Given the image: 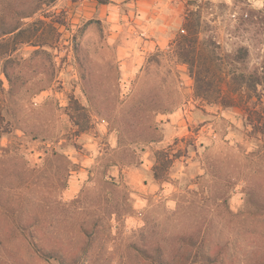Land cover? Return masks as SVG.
Here are the masks:
<instances>
[{"label":"rangeland","instance_id":"obj_1","mask_svg":"<svg viewBox=\"0 0 264 264\" xmlns=\"http://www.w3.org/2000/svg\"><path fill=\"white\" fill-rule=\"evenodd\" d=\"M35 4L0 38V264H62L30 230L66 264H264V115L198 98L170 52L191 26L215 86L262 73L264 0H174L170 41L142 58L119 49L136 1L113 20L82 0H0V13ZM164 150L176 158L158 178Z\"/></svg>","mask_w":264,"mask_h":264},{"label":"trees","instance_id":"obj_2","mask_svg":"<svg viewBox=\"0 0 264 264\" xmlns=\"http://www.w3.org/2000/svg\"><path fill=\"white\" fill-rule=\"evenodd\" d=\"M58 0H49V2H56ZM101 3H108V0H99ZM40 10V6L35 4L34 6L27 7L23 11L13 12L15 15L14 20H10L8 14L0 13V38H5L12 35H20L23 33L22 22L35 16ZM12 14V13H11ZM10 14V15H11ZM12 19V18H11ZM189 27V26H188ZM190 35H180L173 43L172 50L170 52L178 59L179 65H189L190 76L195 81V92L198 98L202 99L211 105H220L223 110L232 108L242 107L249 114L258 115V124L262 123L263 119L261 115H264V70L262 73L252 72L249 74L234 72L233 76L229 77L232 79V83L225 87V78L223 74L219 78L218 86L214 85L212 76L214 75L211 68L208 65V60L202 54L200 45L203 42L200 41L202 32L198 29L189 27ZM38 52H36L37 54ZM7 57V56H6ZM11 62V58H6V65L4 69V76L6 79L13 84V79L9 74L7 64ZM179 73V70H177ZM227 78V76H226ZM234 83H238V87L234 86ZM215 100H213V98ZM257 97V100L254 98ZM259 106V108H256ZM263 112V113H262ZM78 133H83L89 129V124H83L81 121H75ZM157 165H156V176L159 178V167L163 164L164 167H171L174 164L175 156L168 150L159 151L157 153ZM23 223V222H22ZM37 224V223H36ZM35 223L27 225L23 223L25 231L30 230ZM28 238L31 244L38 250V254L47 259H58L65 263V253L61 247L53 248L48 245L49 237L37 235L36 232L30 230L28 232ZM50 244V243H49ZM87 250L85 251V253ZM87 254V253H86Z\"/></svg>","mask_w":264,"mask_h":264},{"label":"crops","instance_id":"obj_3","mask_svg":"<svg viewBox=\"0 0 264 264\" xmlns=\"http://www.w3.org/2000/svg\"><path fill=\"white\" fill-rule=\"evenodd\" d=\"M131 1H136L138 7L144 12L138 22L139 29L134 32L131 30L134 35H131L128 40H124L123 46L119 49L120 54L125 58L131 56L142 58L143 55H147L146 51H153L158 46H163L170 41L169 34H172L177 26H174L175 21L173 20L174 0H108V3H101L99 0H82V3L92 7L93 15L101 19L113 20L115 13H117L116 10L120 8L119 5L126 2L131 3ZM135 45L138 46L135 47ZM124 61L126 64L130 60ZM139 63L142 67L141 61Z\"/></svg>","mask_w":264,"mask_h":264},{"label":"built area","instance_id":"obj_4","mask_svg":"<svg viewBox=\"0 0 264 264\" xmlns=\"http://www.w3.org/2000/svg\"><path fill=\"white\" fill-rule=\"evenodd\" d=\"M183 32H185V31H183Z\"/></svg>","mask_w":264,"mask_h":264}]
</instances>
